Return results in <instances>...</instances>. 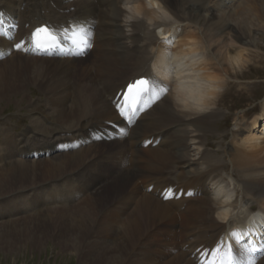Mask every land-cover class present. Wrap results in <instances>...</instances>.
I'll use <instances>...</instances> for the list:
<instances>
[{
	"label": "bare ground",
	"instance_id": "bare-ground-1",
	"mask_svg": "<svg viewBox=\"0 0 264 264\" xmlns=\"http://www.w3.org/2000/svg\"><path fill=\"white\" fill-rule=\"evenodd\" d=\"M50 1L32 0V9L36 11H29L28 5H24L23 22H19L18 28L7 21L11 6L9 1L6 3L7 19L0 16V59L11 67L15 63L28 64L37 70L33 71L36 76L32 79L48 88L47 97L52 98L48 107L54 109L55 115L43 116L42 121L32 117V129L48 131L45 124L50 122L79 136L82 132H91L93 124L99 126L85 142H77L76 150L69 151L63 143L57 145L58 140L55 143L48 140L43 151L31 150L30 161H11L6 167L0 165V216L16 214L13 211L15 207L19 210L21 203L33 207L43 205L46 198L42 194L46 191L51 201H66L62 204L69 207L77 205L64 224L70 220L82 228V232L94 231L99 240L114 238L116 243L108 251H111V258L118 255L119 264L128 248H131L129 257L122 264H144L143 261L148 264H206L211 260L215 264H250L253 260L255 264H264V102L262 113L253 116L246 125L240 120L235 122L236 130L227 150L222 148L214 153L207 150L211 147L207 138L216 132L215 123L221 116L222 99L229 87L227 79L231 74L223 63L232 68L246 63L247 47L240 32L244 24L260 17L259 7H264V0H251V3L217 0L210 17H201L209 22L202 28L200 24L204 20L199 19L198 13L184 11H187L185 4L195 2L201 8L205 0H164L174 22L158 24L151 31L143 21L137 22L130 38L124 35L119 19L115 18L122 14V0H72L71 5L63 0H53L52 5ZM226 3L232 5V14H235L231 16L236 22L234 28L224 24L231 15L224 11ZM40 4L46 6L45 12ZM208 19L217 22L211 23ZM184 23L193 24V30L183 29ZM45 26L56 34L86 32L93 47L92 53L87 51L85 56L92 57L91 62L85 66L78 63L80 57L36 54L31 36L35 28ZM236 27L240 28L239 32ZM223 32L227 38L222 37ZM128 39L132 40V46L126 43ZM16 44L20 45L19 49ZM24 54L35 58L22 57ZM176 54L181 57L179 63L174 60ZM177 71L200 72L204 79H211L221 89L216 93L214 107L203 113L177 114L171 101ZM148 76L157 89L166 88L159 92L160 95L166 94L128 129L112 108L111 101L129 81ZM13 77L10 83L16 91L15 86L23 81ZM238 77L234 75V79ZM91 118L94 122H90ZM145 120L148 123H143ZM81 121H86L88 126ZM110 125H116L123 134ZM4 132L0 129V156L5 149L4 157H27L19 150V142H14ZM217 138H220V148L225 136ZM4 144L6 147L1 146ZM56 146L62 151L60 155L55 159L39 160L43 152L56 151ZM189 148H192L190 152ZM196 149H201L198 159H188L187 154ZM224 156L233 169L227 176L239 184L241 194L234 202V215L221 222L213 218L214 209L208 195L209 181L225 170ZM201 164L207 165L208 170L197 174ZM20 174L25 176L22 180L28 181L20 182ZM39 179L46 185L39 187V194L32 197L33 202L21 196L22 191L40 184ZM71 181H77V186L71 185ZM18 182L30 185L21 186ZM53 192L58 195L56 199ZM9 198L12 199L7 201ZM72 198H75L74 203H70ZM19 201L22 202L17 204ZM250 201H257L260 209L251 211L250 206H245ZM246 209L251 213L244 218ZM251 215L252 219L245 221ZM216 228L219 233H215ZM150 243L163 246L167 253H177L166 261L152 259L149 254L155 253V249ZM229 246L234 256L229 253ZM180 247L184 248L185 255L179 251ZM78 248L77 252L82 255L84 250ZM213 248L219 251L210 252ZM247 249L260 252L252 256ZM100 255L107 256L106 252Z\"/></svg>",
	"mask_w": 264,
	"mask_h": 264
},
{
	"label": "rangeland",
	"instance_id": "rangeland-1",
	"mask_svg": "<svg viewBox=\"0 0 264 264\" xmlns=\"http://www.w3.org/2000/svg\"><path fill=\"white\" fill-rule=\"evenodd\" d=\"M8 1L9 6H11V10H9L10 15L7 19L6 3ZM24 1L26 0H0V16L2 18H6L8 22H12L10 18L12 15L13 17L18 18V24L20 21L23 22V15H21V10L24 5H28L29 11H36L34 7L32 9V0L26 1L27 3L25 4ZM215 1L217 0H205L203 1L204 6L201 8L198 7L195 2L194 4H187V6L185 4V9L187 11L184 12L187 13L189 11L192 13L194 11V14L198 13L197 15L199 16V19L204 20L201 21L202 23L200 24L202 28L203 24L209 22L201 17H210V12H212V9H215ZM244 1V3H251V0ZM50 2L52 3V5H54L53 0ZM63 2L69 5L73 3L72 0H63ZM228 3H226L223 8L225 7L224 11H226V15H231H229V18H227L229 19L227 20V23L224 24L227 28L232 26L234 28L236 26V22L235 20L232 21L231 16L235 14H232V5ZM40 9L45 12L46 6L40 4ZM181 15L183 14L181 13ZM259 16L260 17L254 20V22L252 23L248 22L247 24L245 21L246 25H243L244 30L243 32H240V35L244 39V46L245 48L247 47V51H245L246 53L244 54L247 56V58L245 59L246 63L241 65L242 67L240 68H232L230 65H228V63H223V65H225L224 68L228 69L231 75L228 76L229 78L227 79V83L229 84V87L225 89V96L223 97V102L221 103L222 107H220L221 116L215 123L216 135L210 134L209 138H207V142L211 145V147H208L207 150H209L211 153H214L219 149L222 150V148L226 150L229 148L228 146L231 141V135L236 130V121L240 120L241 124L244 126L253 116L262 113V104L264 102V7H259ZM208 21H210L211 23L217 22V20L215 19H208ZM12 24L14 23L12 22ZM182 25H184V27H188L187 29L190 30H193L194 27L193 24L191 25L188 23H184ZM239 29L240 28H237L238 32ZM226 35V32H223L222 37L225 36L224 38H227ZM89 53L91 54L92 52L89 51ZM29 56L31 55L24 54L22 57ZM32 57L34 56H31V58ZM91 59L92 57L90 56H84L80 58V60H78V63H83L86 66L87 63L91 62ZM15 64L16 65L13 64L14 67H11L10 65L8 66V63H5L3 59H0V129L5 130L4 134H9L11 140H13L14 142H19L17 143V145H19V150L21 152H25L27 154V157L25 156V158H20L17 157V155L4 157V149L2 150L3 154L1 153L2 155L0 156V165H4L6 167L10 165L11 161H30L31 150L37 149L39 152L43 151L42 148L45 147V142H47L48 140H52V143H55L58 140L57 142L59 143H57V145L63 143V145L66 146L69 151L76 150L77 142H85V140L89 138V134L94 131V129L96 130L99 124H93V127H91L90 129L92 130L91 132H82V134H80L79 136H74L71 133H67L65 131V127L63 128V126L61 127L50 122H47V124L44 123L45 126L48 125V131L44 129L42 132H37L36 129H32V125H34L31 120L33 119L32 117H34V119L38 118L42 121L44 118L41 117L43 116L55 115L54 109L48 107L52 98L47 97L48 95L46 91L49 92L48 88H44V86L38 84L39 81L36 82L34 81L35 79H32L36 76L33 71L37 70L33 69L28 64ZM91 71L94 73L93 69ZM234 75H238V79H234ZM13 76L18 78L19 82L23 81L20 86H15L17 89L16 91L13 90V83H10V80L14 79ZM33 110H35V112ZM148 120H145L143 123H148ZM90 122H94L93 118L90 119ZM83 124L88 126V123L86 121ZM107 125L108 124H105V126ZM219 136H225L220 148L218 144L220 138H217ZM62 137L66 138L62 139ZM108 142L109 141H106L105 143ZM1 146L6 147L5 144ZM60 146L62 147V145ZM55 148L57 149V152L49 151V154H45L44 152L42 153V155L39 154L41 155L39 157V160L40 158H46V160L49 158L55 159L58 155H60V153H62L61 150L59 151V146H56ZM190 149L192 148L188 149L189 152ZM223 159L226 164L227 158L224 156ZM232 171V167L229 163H227L225 170L219 171L220 173L218 172V174H216V179L226 178L227 174ZM18 178L20 182L28 181L22 180L23 178H25V176L22 174L18 175ZM42 181L44 180L39 179V181L37 182L41 183L36 185L37 187L34 186L32 188L24 190V192L22 191L21 196L33 202L34 198L32 197L34 196V194H36V196L39 194H37L39 187L42 188V186L46 185V182H44V184L42 183ZM20 182H18V185H30L28 183L22 185ZM137 182L140 185L141 181L139 180ZM77 183V181H71V185L74 184L77 186ZM49 186H46V188L50 189ZM238 188H240L239 184H237V191L240 190ZM149 189L151 191L152 186ZM54 194L55 193L53 192V198L56 199L58 195ZM239 194H241L240 191H238V195ZM42 197L44 199L46 198V202L43 203V205H38L37 207H33L32 205L26 206V204L21 203L22 201H19L17 203H21L19 205V210H17L15 207L13 211V213L16 214L11 216L7 215L4 217L0 216V264H109L110 261V264H119V259L117 258L118 255L111 258V251H108L113 246V244L116 243V240H114V238L99 240L97 239V237H95L96 235L93 233L94 231H91L89 233V230H85L86 232L83 230V233L82 228L76 227L73 223H70V220H68V223L66 222V224H64L63 221L69 219L70 214H74V207L77 205L74 206L72 204V206L69 207L63 206L64 203L66 204V201H51L50 196L47 198L46 191L43 192ZM11 199L12 198H9L7 201ZM74 202L75 198H72L70 203ZM245 206H250L252 208L251 211H258L260 209V205L257 201L246 202ZM251 211H248L246 209V213L243 217L245 218L250 215L249 213H251ZM213 226L215 225L213 224ZM91 227L92 226H90V228ZM216 232L219 233V228H216L215 233ZM158 237L161 239L163 238V236ZM150 244L155 249V253L149 254V257H151L152 259L166 261L172 255L177 253V251H170L169 253H167V249H163V246L152 243ZM70 245L71 247H69ZM77 246L84 250V253L82 254L83 257L81 253L77 252ZM103 247L104 250L106 248L108 249L103 251ZM128 249L121 259V264L126 258L129 257L131 248L129 250ZM183 249V247H180L179 251L185 255V251H183ZM105 252L107 256L101 257L100 254H103ZM138 253V257L140 258L141 252L139 250ZM142 253L145 254V251H143V249ZM143 263L148 264L146 261H143Z\"/></svg>",
	"mask_w": 264,
	"mask_h": 264
},
{
	"label": "clouds",
	"instance_id": "clouds-1",
	"mask_svg": "<svg viewBox=\"0 0 264 264\" xmlns=\"http://www.w3.org/2000/svg\"><path fill=\"white\" fill-rule=\"evenodd\" d=\"M120 11L122 14L115 18L119 19L124 35L129 38L133 36V25L137 22L143 21L151 31L158 24L162 25L175 20L165 6L164 0H122ZM126 43L132 46L133 42L128 39ZM174 60L179 63L181 57L176 54ZM220 91L221 89L211 79H204L200 72L177 71L174 74L171 101L176 113L182 116L203 113L214 107L213 101L216 93ZM200 151L201 149H196L187 154V158L196 161ZM207 170V165L201 164L197 174H203ZM237 196V184L233 177L210 180L208 198L214 209V218L224 222L234 215L233 205Z\"/></svg>",
	"mask_w": 264,
	"mask_h": 264
},
{
	"label": "snow or ice",
	"instance_id": "snow-or-ice-1",
	"mask_svg": "<svg viewBox=\"0 0 264 264\" xmlns=\"http://www.w3.org/2000/svg\"><path fill=\"white\" fill-rule=\"evenodd\" d=\"M41 32L47 33V37H46L47 43H50L52 45H56L58 43L57 37L51 34L50 32H48L46 28H37L35 36L38 37ZM0 35H2V33H0ZM68 39H71L73 44H75L77 47H80V43L75 38L70 37ZM34 43H35V46L38 48L43 46V44L41 43L39 39L34 40ZM84 43L87 45V47H91V45L87 44L86 41ZM15 47L19 49L20 45L16 44ZM161 90L166 91V88L157 89L156 86L149 79H146V78L134 80L131 84H129L127 86V92H128L129 99L126 101V103H129L131 107V102L134 101L136 107L133 108L132 114L135 115V112L137 109H139L144 96L151 94V98L153 101L158 100L159 92ZM188 195L191 196L192 193L189 192ZM238 242L239 241H237V243ZM217 251H219L218 248H213L210 250V252H217ZM229 253H231V246H229ZM206 264H215V261L214 260L206 261ZM250 264H255V261L254 260L251 261Z\"/></svg>",
	"mask_w": 264,
	"mask_h": 264
}]
</instances>
